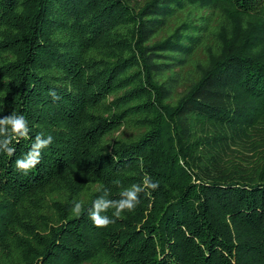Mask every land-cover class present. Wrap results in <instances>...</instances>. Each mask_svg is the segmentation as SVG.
<instances>
[{
  "label": "trees",
  "instance_id": "obj_1",
  "mask_svg": "<svg viewBox=\"0 0 264 264\" xmlns=\"http://www.w3.org/2000/svg\"><path fill=\"white\" fill-rule=\"evenodd\" d=\"M11 113L53 143L0 154V264H264V0H0Z\"/></svg>",
  "mask_w": 264,
  "mask_h": 264
},
{
  "label": "clouds",
  "instance_id": "obj_2",
  "mask_svg": "<svg viewBox=\"0 0 264 264\" xmlns=\"http://www.w3.org/2000/svg\"><path fill=\"white\" fill-rule=\"evenodd\" d=\"M49 95L55 100L60 97L55 90H50ZM30 129L28 121L23 114L11 113L7 116H0V154L11 158L15 155L16 149L12 146L13 141L19 143L22 139H31V146L28 151L14 161L15 170L28 175L35 169L42 160L44 149L53 143L51 135L45 136L38 133L34 138L29 135ZM159 181H154L147 174L144 175L141 183H134L130 187L120 192L119 199H108V191L92 202V206L87 209L89 219L97 228H107L114 224L116 220L122 219L125 212H134L140 203V194H151L159 188ZM151 190V191H147ZM112 210L111 216L106 213ZM85 211L83 201H74L71 212L79 217Z\"/></svg>",
  "mask_w": 264,
  "mask_h": 264
},
{
  "label": "rangeland",
  "instance_id": "obj_3",
  "mask_svg": "<svg viewBox=\"0 0 264 264\" xmlns=\"http://www.w3.org/2000/svg\"><path fill=\"white\" fill-rule=\"evenodd\" d=\"M119 133H117L116 135H118Z\"/></svg>",
  "mask_w": 264,
  "mask_h": 264
}]
</instances>
